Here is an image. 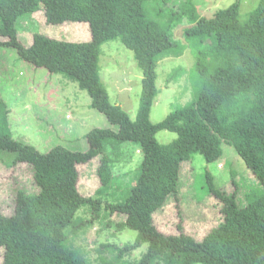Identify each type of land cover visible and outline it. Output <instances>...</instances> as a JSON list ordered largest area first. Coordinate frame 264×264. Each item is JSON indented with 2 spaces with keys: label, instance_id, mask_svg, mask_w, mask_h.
<instances>
[{
  "label": "trees",
  "instance_id": "trees-1",
  "mask_svg": "<svg viewBox=\"0 0 264 264\" xmlns=\"http://www.w3.org/2000/svg\"><path fill=\"white\" fill-rule=\"evenodd\" d=\"M148 1L0 0V48H13L35 67L76 81L89 92L92 106L115 126L91 128L83 150L55 144L43 152L13 136L12 109L0 94V150L15 153L10 164L1 161V165L15 169L25 164L32 173L26 190V181L0 171V181L15 191L12 212L0 208L3 264H94L86 247L75 243L76 235L93 220L110 225L108 218L114 213L125 215L116 231L128 228L137 234L121 247L102 245L117 260L147 243L138 264H264V0L245 22L239 19L238 4L198 17L194 0H153L160 3L158 19L163 18L165 8H169L165 18L190 14L192 25L185 35L198 46L193 51L194 70L200 79L195 98L157 123L150 121L157 94L156 66L175 41L164 24L150 18ZM41 9L52 24L87 23L89 41L68 42L34 32L31 43L25 45L18 37V20ZM116 37L134 52L142 70L134 120L110 102L99 78L100 45ZM164 129L177 134L167 144L155 137ZM127 141L139 143L143 158L136 180L119 197L116 192L121 190L123 177L115 172L109 151ZM223 142L235 149L262 184V192L246 194L247 202L240 204L237 187L226 192L205 171L210 193L221 202L222 221L201 239L183 230L178 234L160 231L153 215L178 191L182 164L194 153H201L207 162L218 160ZM92 159L98 160L100 186L86 197L78 188V166ZM81 210L89 217H80Z\"/></svg>",
  "mask_w": 264,
  "mask_h": 264
},
{
  "label": "rangeland",
  "instance_id": "rangeland-1",
  "mask_svg": "<svg viewBox=\"0 0 264 264\" xmlns=\"http://www.w3.org/2000/svg\"><path fill=\"white\" fill-rule=\"evenodd\" d=\"M194 1L198 17H209L219 9L238 4L241 22L248 19L260 2ZM145 6L150 18L164 24L175 41V46L161 55L156 66L157 94L150 110V121L157 123L170 111L195 98L200 79L194 70L193 51H197L198 46L186 39L185 30L192 25L190 14L165 18L169 14V8H165L167 14L162 13L163 18L158 19L156 15L160 14V3L149 0ZM17 28L18 37L25 45L31 43L34 32H42L68 42H87L90 39L87 23L65 21L52 24L47 22L42 9L20 18ZM98 67L100 82L105 87L110 102L120 105L129 118L134 120L142 91V70L134 52L126 47L119 37L107 40L100 45ZM0 94L12 109L9 123L13 136L33 144L43 152L55 144L83 150L87 147L86 133L91 128L115 127L108 122L105 114L92 106L89 92L81 89L76 81L67 79L62 74H51L45 68L35 67L22 60L13 48H0ZM155 137L158 142L167 144L172 142L177 134L164 129L158 131ZM109 154L114 160L115 172L123 177L121 190L116 192L121 197L123 191L129 189L140 173L139 166L143 155L139 143L134 141L120 143L114 150L109 151ZM14 155L15 153L0 150V171L9 176L15 174L18 181H26L27 190L32 177L27 165L18 164L15 169H7L1 165V161L10 164ZM81 165L78 166L79 191L86 197L93 196L100 186L96 173L98 160L92 159ZM232 170L235 171L234 174ZM205 171L212 174L216 187L226 192H232L237 187L240 204L247 202L246 194L256 195L263 189L262 184L231 145L223 142L222 155L214 162H207L201 153H194L190 161L182 164L178 191L170 194L164 205L153 215L154 223L160 231L178 234L183 230L184 233L201 239L222 221L221 202L210 193L204 177ZM11 188L10 184L0 181V197L3 198L0 208L8 214L14 209L15 203V191ZM109 198L112 200V197ZM79 216L89 217V214L81 210ZM124 218V214H111L108 218L110 225L93 220L77 233L75 243L86 247L94 264H138L142 253L147 250V243L130 254L123 255L120 260L115 258V253L110 248L102 246L121 247L126 242L134 241L137 235L135 230H115L117 222ZM3 254L4 246H1L0 264H3Z\"/></svg>",
  "mask_w": 264,
  "mask_h": 264
}]
</instances>
